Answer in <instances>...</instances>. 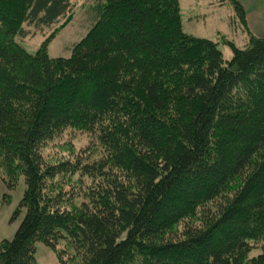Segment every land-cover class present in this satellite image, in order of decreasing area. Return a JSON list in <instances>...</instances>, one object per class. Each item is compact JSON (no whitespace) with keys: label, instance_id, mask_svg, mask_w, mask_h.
<instances>
[{"label":"trees","instance_id":"1","mask_svg":"<svg viewBox=\"0 0 264 264\" xmlns=\"http://www.w3.org/2000/svg\"><path fill=\"white\" fill-rule=\"evenodd\" d=\"M92 1L88 31L52 57L74 0H0V159L25 184L0 264L61 240L59 264H264V244L247 257L264 242V37L228 41L226 60L182 29L178 0ZM26 25L50 29L33 53ZM67 128L101 156L48 161ZM74 174L91 180L80 204Z\"/></svg>","mask_w":264,"mask_h":264},{"label":"rangeland","instance_id":"2","mask_svg":"<svg viewBox=\"0 0 264 264\" xmlns=\"http://www.w3.org/2000/svg\"><path fill=\"white\" fill-rule=\"evenodd\" d=\"M76 13L71 21L59 30L55 38L48 45V54L52 57H68L71 54V45L78 41L90 28L95 20L92 0H74ZM182 29L191 35L205 37L217 42L218 48L223 54V58L228 60L232 56V50L228 41L236 47L245 48L249 39V33L256 36L253 21L248 15L247 8L241 0H178ZM237 2L244 11L243 19L235 8ZM30 32H34L19 42L31 53H33L49 34V28L38 30L33 26H25ZM81 150L90 152L91 157H99L103 152V145L93 132L77 128H67L60 135L47 141L42 152L50 162L66 158L72 154H78ZM0 159V240L11 239L18 228L24 215L22 211L19 215L12 217L20 198L25 189L22 176H18L15 185H10L11 174L8 168ZM91 184L87 176L74 174L70 182L64 185L67 192L74 194L75 204H80L85 200L86 187ZM11 186V187H10ZM8 200V201H7ZM182 228V224L179 225ZM61 240L52 249L43 242L36 243L35 257L38 264H59L57 250L64 243ZM261 244L256 246L248 254V258L261 251ZM245 259V258H244ZM244 262H247L246 259Z\"/></svg>","mask_w":264,"mask_h":264},{"label":"crops","instance_id":"3","mask_svg":"<svg viewBox=\"0 0 264 264\" xmlns=\"http://www.w3.org/2000/svg\"><path fill=\"white\" fill-rule=\"evenodd\" d=\"M247 8L250 19H254L253 25L256 36L264 37V0H241Z\"/></svg>","mask_w":264,"mask_h":264}]
</instances>
